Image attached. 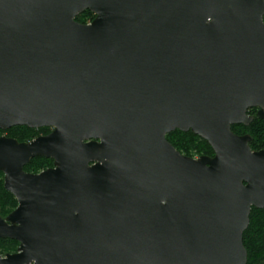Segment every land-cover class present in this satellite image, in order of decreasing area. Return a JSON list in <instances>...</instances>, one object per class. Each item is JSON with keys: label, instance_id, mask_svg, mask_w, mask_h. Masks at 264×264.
<instances>
[{"label": "water", "instance_id": "obj_1", "mask_svg": "<svg viewBox=\"0 0 264 264\" xmlns=\"http://www.w3.org/2000/svg\"><path fill=\"white\" fill-rule=\"evenodd\" d=\"M95 18L80 23L78 15ZM264 0H0V264H247L264 209ZM209 142L193 158L167 139ZM36 157L54 160L25 171Z\"/></svg>", "mask_w": 264, "mask_h": 264}, {"label": "trees", "instance_id": "obj_2", "mask_svg": "<svg viewBox=\"0 0 264 264\" xmlns=\"http://www.w3.org/2000/svg\"><path fill=\"white\" fill-rule=\"evenodd\" d=\"M95 14L89 10L78 15L76 20L80 23L92 22ZM258 108L248 110L250 115H254V120L250 125H233L232 129L239 135L249 134L252 137L250 141L251 149L259 151L264 149V119L257 116ZM39 129L51 130L49 127ZM9 131L33 132L34 128L28 126H15ZM1 132V130H0ZM168 141L182 154L190 157L194 156H212L214 150L207 140L194 134L192 131L183 132L179 129L167 135ZM53 165V160L46 157H36L25 166L27 172L38 173ZM4 175L0 171V205L1 215H8L18 206L15 196L4 187ZM244 245L248 252L247 264H264V209L253 207L250 214V223L243 235ZM19 242L12 239H0V253H14L18 250Z\"/></svg>", "mask_w": 264, "mask_h": 264}, {"label": "rangeland", "instance_id": "obj_3", "mask_svg": "<svg viewBox=\"0 0 264 264\" xmlns=\"http://www.w3.org/2000/svg\"><path fill=\"white\" fill-rule=\"evenodd\" d=\"M90 23V22H89ZM1 130V129H0ZM51 130H44V129H39L37 128L36 130H34L33 132H20V131H9V130H1L0 132V137L1 136H7V137H12V138H16L18 141L20 142H29L39 136L45 135L47 133H50ZM200 156H194L193 158H199ZM4 175V174H3ZM4 183V181H3ZM5 187V186H4ZM1 205H0V214H1ZM9 215V214H8ZM6 215V216H8ZM3 217H6L4 215H2Z\"/></svg>", "mask_w": 264, "mask_h": 264}, {"label": "flooded vegetation", "instance_id": "obj_4", "mask_svg": "<svg viewBox=\"0 0 264 264\" xmlns=\"http://www.w3.org/2000/svg\"><path fill=\"white\" fill-rule=\"evenodd\" d=\"M53 131V128H51V132ZM50 132V133H51ZM47 134H49V133H47ZM47 134H45V135H47ZM51 159V158H50ZM53 160V159H52ZM54 167V160H53V165L52 166H50L49 168H53ZM49 168H47V169H49ZM47 169H45V170H47ZM26 171V170H25ZM42 171H44V170H42ZM41 171V172H42ZM27 172V171H26ZM28 173H33V172H28ZM38 173H40V172H38ZM36 174V173H35Z\"/></svg>", "mask_w": 264, "mask_h": 264}]
</instances>
